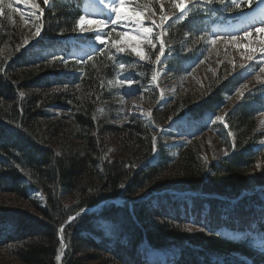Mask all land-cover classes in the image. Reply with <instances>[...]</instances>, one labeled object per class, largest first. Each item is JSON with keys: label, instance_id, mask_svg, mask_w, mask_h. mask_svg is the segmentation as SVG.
<instances>
[{"label": "trees", "instance_id": "1", "mask_svg": "<svg viewBox=\"0 0 264 264\" xmlns=\"http://www.w3.org/2000/svg\"><path fill=\"white\" fill-rule=\"evenodd\" d=\"M13 1L5 0L15 9ZM175 2L130 0L128 4L148 5L144 9L148 18L176 13ZM79 3L53 0L52 8H45L40 2L42 39L74 34ZM236 3L241 5L239 9L232 0H202L179 21L167 25L164 41L170 47L165 65L177 82H185L180 73L188 62L202 59L200 66L206 63L204 67H217L218 71L212 75V71L198 68V74L204 72L203 88L188 87L186 94L163 109L153 108L152 124L156 129L185 112L193 118L204 113L219 114L229 106L227 98L235 82L226 79L228 62L218 67L215 62L220 57L205 47L201 19L212 17L216 12L211 9L213 5L227 13L248 8L242 2ZM32 31L35 28L25 26L17 10L4 8L0 13V228L6 227V234L0 233V249L8 250L11 264H55L61 247L58 228L81 208L101 201L116 197L135 200L168 189L233 198L264 187V166L247 178L264 160V147L258 152L253 150L264 138V134L255 133L259 92L247 95L226 116L227 131L218 125L212 128L217 132L218 144L228 152L230 145L234 146L227 159L215 161L212 166L202 158L205 145L194 141L177 147L174 159L157 146L159 157L149 165L147 161L153 155L151 132L156 135L157 130L133 117L127 124L112 123L120 119L114 118L118 108L110 87L116 71L111 57L115 61L122 57L125 68L138 72L143 88L148 90L145 85L151 75V55L143 62L125 53L119 56L111 46L115 38L101 55L81 66L82 75L72 84L58 77L60 68L66 65L56 61L26 63L37 56L30 50L22 54L24 39L34 37ZM148 94L144 99L151 109L157 95ZM58 110L65 114H54ZM208 166H212L209 171ZM108 208L99 215L81 216L63 228L66 251L62 264H140L138 248L143 237L158 248L185 244L200 248L182 249L178 264H220L216 257L235 254L251 264H264L263 257L255 256L251 243L234 244L215 234L222 225L245 226L255 223V218L264 224L262 191L236 205L200 198L185 201L179 197H153L132 205L137 225L127 203ZM101 221L110 224V235L99 229ZM180 227L194 228L199 233L190 234ZM98 253L106 259L100 260ZM221 264L243 263L226 258Z\"/></svg>", "mask_w": 264, "mask_h": 264}, {"label": "rangeland", "instance_id": "2", "mask_svg": "<svg viewBox=\"0 0 264 264\" xmlns=\"http://www.w3.org/2000/svg\"><path fill=\"white\" fill-rule=\"evenodd\" d=\"M9 1V0H8ZM17 1L18 0H14V2L17 4ZM95 1V0H93ZM97 1V0H96ZM157 1H161V0H157ZM114 2V0H104V3L105 5H112ZM115 3H118V0H115ZM186 6H187V2H185ZM19 7H24V5L22 4V1L20 0L19 4H18ZM125 10L122 11L123 15L121 17V23H122V26L120 27L122 32H127L129 33L133 39L131 41H127L125 43H122L121 46H124L126 48V50H130L131 51V47H130V44L132 43H137L139 42V38H138V35L137 33L134 31L135 28L137 27V25H131L129 24L130 22L128 20H125L124 18V15H130L131 12L129 11V7L125 5V7L123 8ZM186 9V7H185ZM184 9V10H185ZM33 10V9H32ZM179 13H182L180 10H178ZM166 15V14H165ZM101 16V13L98 11V8L96 7H93V2H89L88 3V12L86 13V17L87 19H92V20H99ZM111 16L112 17H115V13H112L111 12ZM160 16H157V17H154V18H150V21H151V24L153 26V31L155 32V36L156 34L160 33L161 32V29L162 27H157L156 25H159L160 24ZM169 16V19L167 21H165L163 23L164 24H167L166 22H169L171 21L172 19H174V15H168ZM143 19V22H144V16L142 17ZM156 21V24L154 25L152 23V21ZM96 27V24L93 23L91 24L89 27H87L86 29H88V31H85L86 33L87 32H91L95 29ZM217 37H219V39H217ZM230 38H233L231 36H226L225 34L223 35H213L212 39H217V43L213 46V50L214 52H216L217 54V57H220L217 59V61L215 62L217 64L218 67L222 66L223 64L225 66H229L230 69L234 68L235 65H238V62H240V64H242V66L246 65L247 64V68L246 70H249L251 69L250 66H253L254 64H256L257 62H261L263 63V67H264V56H260L259 58H254V56H257V54L255 53H251L250 54V51L251 49L253 48V43L252 42H249L248 44L246 42H238L237 39L235 40H230ZM156 40L158 42V45H160V41H161V37L158 36L156 37ZM264 41V40H263ZM146 48H148V45H142V51L144 52V54L146 53ZM152 48V47H151ZM214 52L212 54H214ZM131 53L133 55H135V53H133L131 51ZM262 53V52H261ZM249 55H252L253 56V59L252 60H248L247 57ZM137 58L139 59V57L137 56ZM228 62V64L226 65V63ZM202 71L206 70V72H208V68H210L213 72L212 75H215L217 74V71H218V68L217 67H210L209 65L207 67H205L204 69V66L201 67ZM204 69V70H203ZM199 71H197V73H194L195 75H191V77L187 78L185 80V82L182 81L183 83V86L179 89L178 91V94H186L187 91H188V87H191V86H196L198 88H203L204 87V82H203V73H199ZM154 75L156 76V79L153 80L152 79V82H153V85L152 86H158L159 82H162L164 81V78L161 77L160 73L159 72H155ZM264 81V72H260L259 74H257V78L255 80L256 83H259V82H263ZM124 83H127L128 82H124ZM177 85V84H176ZM175 86V85H174ZM169 90H172V88H170ZM247 89L244 88V90L240 91V94L245 92ZM137 91V89L135 90V92ZM160 93L161 95H163L164 93H166V90H164L163 88H160ZM132 96H127L124 100H123V97L122 96H118L119 98V104L118 106H121V108L119 110L116 111L115 114H120L121 115V120L120 121H114L115 124L117 123V125H121V124H124L125 121H126V117L128 116V111H132L134 114L136 111H138L137 113L139 114V116L147 119V116H146V113L144 111V109H135V110H132L131 107L134 106V104H138V107H140L141 103H140V99L139 97L137 96H134L133 98H131ZM163 97V100L166 99L165 96H162ZM55 112H58V113H64V111H55ZM113 121V120H112ZM111 122V121H110ZM113 123V122H112ZM259 124H260V128L261 130L264 131V116H262L259 120ZM170 131V133L172 132H175V135L177 136L178 135V131H174L173 128H172V124H169L167 126V128H160L159 129V134L160 136L165 134L166 132ZM153 135V134H151ZM157 136L155 135V138ZM163 137L161 136L160 137V140H162ZM173 140L171 141H168L167 143L169 142H172ZM195 142H201L205 145L203 151H202V158L208 163L210 162V164L213 166V163L217 160V158H219V154H220V151L218 148H214L213 147V144H211L209 142V139L208 138H204L203 140H197ZM257 167L255 168V171H251L247 174V178L248 179H251L252 177H254L257 173V170L258 168H261L262 166H264V160H261L259 161L257 164ZM212 166H208L207 169L209 171V168H211ZM182 228V230H185L186 232L190 233V234H194V233H199L198 231H196L194 228H189V227H180ZM6 229V227H3V228H0V233H4L6 234V231L4 230ZM5 231V232H4ZM64 249V246L62 247V251ZM149 251V250H148ZM86 251H84V254ZM8 253V250L7 249H0V264H11V258L9 256ZM98 256H100V260H104L106 258H104L103 256H101V254H97ZM61 260H63V257L61 256L60 257V263L62 264ZM87 264H100L98 261H90L88 262Z\"/></svg>", "mask_w": 264, "mask_h": 264}, {"label": "snow or ice", "instance_id": "3", "mask_svg": "<svg viewBox=\"0 0 264 264\" xmlns=\"http://www.w3.org/2000/svg\"><path fill=\"white\" fill-rule=\"evenodd\" d=\"M23 2L26 5L30 4V0H23ZM43 2L46 5L49 4V0H43ZM100 2L104 3V0H100ZM129 2H130V0H118V3H115V0H114L113 5L111 6V12L115 13V19L112 20L113 24H115V23H117L118 21L121 20V17L123 15L122 9ZM208 2L211 3L212 0H208ZM221 2H223V0H221ZM241 2L242 3L246 2L247 5L249 7H251L253 5V3H264V0H241ZM232 4L235 5V7L237 9H239L241 7L240 4L236 3V0H232ZM31 7L38 9L39 5L35 4V3H31ZM174 7L176 9L180 10L181 12H183L185 7H186L185 0H176V2L174 4ZM4 8H8V9H12L13 11H16V9H13L12 3H10V2L6 3L5 0H0V13L3 12ZM147 8H148V5H146V4L143 5V6L137 4L135 7L131 8V10H130L131 14L130 15L124 16L125 20H128L131 23L137 25V27L135 28L134 31L138 35L139 42L130 44V47H131V51L133 53H135V55L138 56L141 61L145 60V54L142 51V45H150L152 48L156 47L155 43L153 42V39L151 38L153 29L151 27H145L143 19H142L143 15H144V9H147ZM41 11H42V9H41ZM149 11H150V9H149ZM31 16L34 17L35 21H39L40 20V17L37 16L35 12H32ZM168 19H169L168 15H161L160 16V24L156 25V26L157 27H163V23L165 21H167ZM79 22H80L81 25L95 23L97 25V32H98V34L96 36V40H98L99 43L102 44V45L106 43V40L99 34L100 26H105L106 25L105 20L101 19V20H95L94 21L92 19H86L85 16H81L79 18ZM152 23L155 25L156 21L153 20ZM41 27H42L41 25L35 24V29L36 30L33 33V36H39L40 35ZM254 30L256 32H261V31H264V28L255 27ZM81 31L82 32L83 31H88V29L82 28ZM249 34L250 33L247 32V31H245V33H244L245 36H248ZM119 35H120V40L112 41V47H115L118 52L123 53V52H125L126 48L124 46H121V44L125 43L127 41H131L133 39V37L127 32H122ZM217 39H219V37H217ZM217 39H212L210 41V43L212 45H215L217 43ZM232 39L235 40L236 37H233ZM24 43L27 44L28 40H25ZM260 51H264V48H261ZM164 53H165V46H164L163 40H161L160 41V47H159V54L156 55V57H155V61L157 63L161 62V57L164 56ZM88 59H91V56H89ZM247 59L248 60H252L253 56L249 55L247 57ZM120 67L123 68L124 65L121 64ZM260 71L264 72V67H261ZM152 79L155 80L156 76L153 75ZM21 95H23V94H21ZM216 119L223 120V117H216ZM153 146L155 147V137L153 138ZM120 187L124 188L125 186L123 184H121ZM141 199H143V197H141ZM79 215H80V213L77 212L76 216H69L67 222L74 221ZM59 231L61 233V243H63V235H62L63 231H64L63 227H61L59 229ZM261 246H264V241H261Z\"/></svg>", "mask_w": 264, "mask_h": 264}]
</instances>
